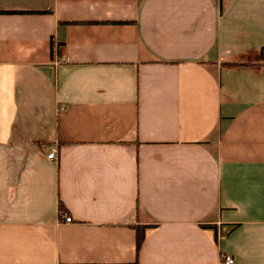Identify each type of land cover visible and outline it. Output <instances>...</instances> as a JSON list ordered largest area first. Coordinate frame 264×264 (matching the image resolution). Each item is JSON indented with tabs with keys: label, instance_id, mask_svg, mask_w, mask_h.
<instances>
[{
	"label": "crops",
	"instance_id": "obj_1",
	"mask_svg": "<svg viewBox=\"0 0 264 264\" xmlns=\"http://www.w3.org/2000/svg\"><path fill=\"white\" fill-rule=\"evenodd\" d=\"M263 50L264 0H0V264H264Z\"/></svg>",
	"mask_w": 264,
	"mask_h": 264
},
{
	"label": "built area",
	"instance_id": "obj_2",
	"mask_svg": "<svg viewBox=\"0 0 264 264\" xmlns=\"http://www.w3.org/2000/svg\"><path fill=\"white\" fill-rule=\"evenodd\" d=\"M57 60L65 61L67 60V56H61ZM262 61L264 62V50H263V57ZM56 153L57 149L54 146H50L48 152L46 153V157L49 159H56ZM63 221L64 222H70L71 217L69 214L63 212ZM233 263V257L227 253H219V264H232Z\"/></svg>",
	"mask_w": 264,
	"mask_h": 264
},
{
	"label": "trees",
	"instance_id": "obj_3",
	"mask_svg": "<svg viewBox=\"0 0 264 264\" xmlns=\"http://www.w3.org/2000/svg\"><path fill=\"white\" fill-rule=\"evenodd\" d=\"M141 237H142V229L141 231H138V229H136V237H135L136 245H138Z\"/></svg>",
	"mask_w": 264,
	"mask_h": 264
}]
</instances>
